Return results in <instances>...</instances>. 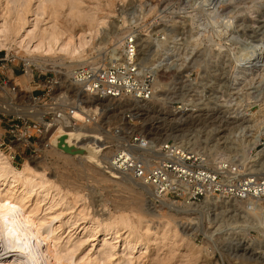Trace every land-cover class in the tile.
<instances>
[{"label": "rangeland", "instance_id": "1", "mask_svg": "<svg viewBox=\"0 0 264 264\" xmlns=\"http://www.w3.org/2000/svg\"><path fill=\"white\" fill-rule=\"evenodd\" d=\"M31 1L34 13L31 10L27 14L28 22L22 30L27 28L31 30L29 34H36L47 22V12L42 14V9L44 3L49 1ZM84 5L92 6L97 16L105 20L97 25L92 39L87 37L90 41L85 45L86 63L119 55L124 36L135 33L142 62L159 75L157 93L151 100L139 104V101L124 99L111 105H104L102 100L90 101L68 83L70 74L67 66L71 65L72 70L80 66L77 65L79 58H71L61 52H27L19 45L10 51L0 48V57L7 58L0 60V86L4 75H10L14 82L10 72L12 68L20 69L17 76L25 73L26 58H31L34 62L30 64L33 76L30 72V79L16 77L19 89L29 84L40 96L39 104L48 106L54 99L53 94L52 99L46 95L47 85L57 81L53 92L60 90L68 93V100L72 101V106L68 101L69 114L74 106L82 108V105L88 104L97 109L91 115L87 114L90 115L89 119L87 117L81 122V139L75 141L72 137L67 138L69 145L78 142V147L86 149L83 154H71L72 159L57 153L56 150L62 149L54 150L50 141L40 145L38 141L45 127L33 118L28 119L32 137L22 149L10 147L9 139L13 136L6 131L3 122L0 124V150L8 156H15L12 160L15 168L24 169L28 157L30 163L37 166L34 168L46 173L42 180L45 181V188L49 185L50 196H53L43 197L41 216L49 212V206L62 199L56 205L57 209L55 206L52 208L53 213L73 218L69 223L66 221L68 219L63 220L60 232V243L76 249L73 252L75 249L71 247L69 251L75 253L69 258L71 263L91 255H100L101 259L103 253L115 252L116 257L112 258L114 262L120 256L133 257V262L125 264H152L158 258L162 260L167 257L163 264H264V208H253L249 201L211 197L197 205L172 209L162 198L157 200L148 190L125 179L122 173L112 175L111 169L105 167L109 160L105 145L116 144L112 134L117 129L127 133L136 131L159 143L176 138L210 155L224 154L239 158L251 155L250 150L255 148L259 137L264 136V0H84ZM50 9L47 8V11ZM68 9V5L60 7L61 14L64 13L60 15L61 20H66L64 15ZM38 11H42L41 14ZM5 20L0 15V29ZM75 28L78 30L80 27ZM22 30L20 36L27 31ZM28 37L30 45L37 43L36 38ZM56 69H61L64 74L57 73ZM18 94L20 99L16 102L24 104L26 91ZM6 97V92L3 93L0 87V101ZM98 112L102 115L99 124L90 123L91 117ZM128 113L137 122L135 128L128 123ZM46 116L50 121L52 114ZM0 117L4 118L3 115ZM87 125L95 126L94 132ZM261 148L258 147L259 150ZM86 164L96 167H87ZM251 168L264 171V167ZM105 176L109 178L107 181ZM35 179L40 180L38 174ZM40 186L37 185L39 190L35 187V191L44 189ZM136 200L138 204L135 205ZM83 207L86 208L84 213ZM84 214L87 219H82ZM96 214L100 218L124 214L133 221L137 220L136 227L142 217L144 224L148 222L155 233L150 236L148 250L143 244L139 251L131 252L124 245L123 237H117L118 234L114 232L106 236L104 223L96 220ZM144 224H139V230L136 228L139 231L137 235L145 233ZM165 224L166 230L176 229L178 236L162 240L160 235L165 230L161 228ZM95 228L98 232L94 231ZM103 240L115 247L104 249L106 241ZM143 240L146 243L147 238ZM79 243L80 246H77ZM188 245L193 246L192 251L185 255L183 252ZM62 253H66V250H62ZM106 255H103L105 262L101 264H109V255L105 259ZM157 262L161 264L160 260Z\"/></svg>", "mask_w": 264, "mask_h": 264}, {"label": "bare ground", "instance_id": "2", "mask_svg": "<svg viewBox=\"0 0 264 264\" xmlns=\"http://www.w3.org/2000/svg\"><path fill=\"white\" fill-rule=\"evenodd\" d=\"M40 1H42V0H39L38 2H40ZM47 1H49V2H47ZM0 2H1L0 15H2L7 21H9V22H6V20H5L4 21L5 23L1 24V26H2V29H0V48L1 49H6V50L10 51L13 48H15L14 47L15 45H19V46H22L27 52L40 51V52L46 53V54L51 53V52L66 53L71 58L72 57L73 58L74 57L79 58V63L77 65L85 64L87 62V59L84 56L85 45L88 43V41H90V39L87 37L90 36V38L92 39L94 37L96 30H97V25H99L100 23H103L105 21L104 18H100L99 16H97L96 10H94V8L92 6L84 5V0H46L47 3H44V8L42 9V11L44 10V12H42V11L41 12H42V14L47 12V15H48V19H46L47 22H45L44 26L41 27V29L38 33L29 34L31 30L28 31L26 28V30L28 31L27 32L26 30H22V29L25 27V25H27L26 24L28 22L27 14L30 13L31 10L34 13V9H32V7H31L32 1L31 0H0ZM42 3H43V1H42ZM66 5H68V7H69L68 13L64 15L66 20H61L60 15L62 16V14H64V13L62 12V14H61L60 7H63ZM38 6H40V5H38ZM40 7H38V8H40ZM49 7H51V9L48 12L47 8H49ZM36 10H37V7H36ZM38 12H40V11H38ZM38 12H35V13L37 14ZM41 12H40V14H41ZM44 18H46V16ZM77 26L80 27L78 30L75 28ZM21 30L26 31V33H24L20 36ZM28 36H31V38L33 37L32 39L36 38L37 43L35 45H33V44L30 45L29 42L31 43V41L28 39L29 38ZM25 64H26V72L25 73L17 76L16 74H14V71L11 69L10 72L12 74L14 82L12 81L11 82L12 84L9 83L6 86H2V85L0 86L2 88L3 93L6 92V94H7V97L0 101V113L1 112L13 113L16 116H23L25 118H33V119L43 123L45 126V132L43 133V136L41 137V139L38 141L41 146L48 144L50 141L54 150H56L57 148H59L56 145V140L61 135H66L67 138L72 137L73 139H75V141H78V139H81V138H79L80 136L81 137L83 136V135H81L82 130L79 129L80 126L82 125L81 122L85 121V119L87 117L89 119V116L92 114L91 112H93L94 110H97V109L94 108V106L93 107L89 106L88 104L82 105V108H78V106L77 107L74 106L76 108L72 107L70 114L68 113L69 109L67 108V111H65V109H64V112H62V118L57 117L53 121H48L45 118V115L51 109L52 106H50L49 104H48V106H44L45 103L43 105V104H39L38 101L33 100L32 91L34 89L29 84H25L23 88L19 89L18 88L19 83L15 82V79H17L16 77H27L28 79H30L29 78L31 75L30 72L32 73V76H33V69L31 68L32 67L31 65L34 64V62L32 61V59L26 58ZM35 64L44 65L42 63H35ZM67 67H69L68 74H70L72 67H71V65H68ZM56 71L59 74L60 73L64 74V73H62L61 69L60 70L56 69ZM61 76H63V75H61ZM59 78H61V77H59ZM62 82H64V81H62ZM57 83H58L57 81L52 82L51 85L53 86V88H55ZM68 83H69V85L72 86L73 89H75L76 91L78 90L79 94L82 95L83 98H85V99L88 98L90 101H97V100L101 101L102 100V103L104 105H111V104L117 103V101L119 102V99L90 96V95L84 93L78 87L72 85L69 80H68ZM13 85L17 86L15 90H12ZM24 91H26V94H27V96H26L27 99H25L26 102L24 104L19 105L16 102V99L18 98V95H19L18 93L24 92ZM59 91L57 93L55 92L56 94L53 92V98L54 99L60 93H64V92H61V91L59 92ZM66 99L67 100L69 99V95ZM70 100H69L70 106H72V104H71L72 101H70ZM137 101H139V104H141V103L144 104L147 102L145 100L144 101L137 100ZM89 104H91V103L89 102ZM89 113H90V115L88 116L87 114H89ZM74 125H76V126H74ZM87 127L89 128V130L91 127V132H94V130L96 129L95 126H92V125L91 126L87 125ZM73 130H75V131H73ZM86 130H88V129H86ZM91 135L94 137L96 136V134H91ZM88 136H89V134L87 135V138H88ZM159 139H156V140H159ZM23 140L28 141L27 138H23ZM23 140H20V141L14 143L12 145V148L16 150V149H19L20 147H23L24 146ZM161 140L164 141L163 139H161ZM73 144L76 145L77 147L79 145L78 142H75ZM56 152L61 154L66 159H72L71 153L66 152L63 149L61 151L56 150ZM12 160H13L12 156H8L6 153H4L2 150H0V264H20L21 260L23 259V256L18 250L14 251V249H18L21 247L24 248L25 252H27L29 250V248H33V249L37 250L41 254V258L45 261V264H101V262L103 261L102 257L105 254L109 255V258H108L109 262L106 261L109 264H125L127 262H133V257L131 259V258H126V257L121 258V256H120V258H116L117 260L114 262V260H112V258L114 256L116 257L115 252L104 254L103 253L104 251H103L102 252L103 255H101L102 256L101 259L99 258L100 255H99V257L91 255L89 257L87 256L88 258H86V259L83 258L76 263H71V260H69V258H71L75 254L73 252H75L76 249L71 246L75 250L72 249L73 252H69L71 247H69L68 245L67 246L69 248L66 245H64V246H66L65 248H67V249H65V248L62 249V247H64V246L61 244L62 242L60 243V240L62 237L60 232L62 230L61 227H63V220L68 219V220H66L68 222V221L72 220L73 218L70 216L68 218H65V217H63L64 215L61 216L58 212H57L58 214L53 213L52 208L54 206L56 207V205L61 202L60 200H62L58 196L57 197L60 199L59 200L60 202L57 201V202L53 203L52 205L49 204V205H51L48 207L49 212H46L48 215L47 214L44 215V213H43L41 216V213H42L41 209H43V200H44L43 197L45 198L47 196L49 198V197L53 196L52 194L50 196L51 191H50V188H48L49 185L47 186V188H45V181L42 180V178H44L46 173L44 174V172H43L44 170L39 171L38 169L34 168L37 166L36 165L33 166L30 163L28 157H27V160H26L25 165H24L25 168L22 170H18L17 168H15ZM37 161L41 162V160H37ZM37 161L35 160V162H37ZM76 164L83 166L79 162H76ZM86 165H87V167H96L94 164L93 165L86 164ZM105 167H109L111 169L112 175L118 174L117 172L122 173L118 169H115V167H111L108 164H105ZM36 174H38L40 177L39 181H37L35 179ZM123 175L126 176V177L124 176L125 179L128 178L133 183H136L140 187H143L145 190H148L149 193L151 192L152 194H154V190L151 186L148 185V187H150V189H148L147 185L141 183V181H139L138 179H135V178L131 177L130 175H126V174H123ZM108 179H109L108 176H105V180L107 181ZM39 184H41L40 187H43L44 189L42 188L43 190L38 192L37 190L35 191V187L37 188V185H39ZM55 186H53V187H55ZM63 195H64V193H63ZM75 196L77 197V200H78L79 195L77 194ZM154 196H155V194H154ZM76 197H75V199H76ZM161 198L164 201V203L168 204L169 207H171L172 209H176V208L180 209V207L182 209V207H183L182 205H186V206H189V204L191 206L197 205V204L191 203V202L187 203L186 201L171 200V198L166 197V196L161 197ZM54 199H55V197H54ZM72 199H73V197H72ZM52 200H53V198H52ZM72 202H76V201L72 200ZM174 202H177V203H174ZM181 202H183L184 204ZM77 203L78 202H76V204ZM115 204H117V203H115ZM136 204H138V200L135 201V205ZM12 205H16V206H19L20 208H22L24 210L23 214L22 215L13 214L10 216L9 212L11 210ZM60 205L58 208H60ZM74 206H76V205H74ZM44 207H46V206H44ZM56 209H57V207H56ZM84 209H86V208L83 207V209H82L83 213L85 211ZM82 210L78 209V211H81V212H82ZM60 212L62 214V211H60ZM176 212H178V211L176 210ZM79 213L80 212H78L76 214L78 215ZM116 215H111V216L107 215V217H105V218L104 217L100 218L101 216L99 217V215H97L98 217L96 216L97 217L96 220H98L99 223H104L103 225H104L105 235L107 236L111 232H114V233L118 234L117 237H119V238L123 237V240L125 243L124 245L126 246V248L131 249L130 250L131 252L132 251L134 252L136 250L139 251L138 249H140L141 246H144L143 244H145V247L148 250V247L151 243L150 236L152 234H155L153 228L151 229L148 222H146L147 224H144L143 218L141 217L139 219V224H141V225L144 224L146 226V229H145V233H140V234L138 233L139 235H137V232H139L138 231L139 229L137 228L139 226V224L136 227V224L138 223V222H136V224H135L136 219H134V221H133L132 218H130V216H127L124 214H119L118 216H116ZM82 217H84V216L82 215ZM85 218H86V215L82 219H85ZM103 219L105 220V222H102ZM92 221H93V219H92ZM57 222H58V224H56ZM73 224H74V222H73ZM92 225H93V223H92ZM166 225L167 224H165L164 227H162V228L160 227L162 230H165L162 233V235H160L161 236L160 238H162V240L163 239L165 240L166 238L169 239V238L178 236V231L176 229L172 230V228H170V229L167 228V230H166ZM83 228H84V226H83ZM9 231H11V236L7 235V233ZM94 231L98 232V229L95 228ZM144 237L147 238L146 243L143 240ZM157 238H159V237H157ZM68 240H70V239H67V241ZM103 241H106V240H103ZM80 243H81V241H80ZM80 243L77 246H80ZM104 243H105L104 249H107L109 247H115L114 245H111V243L109 241H106ZM67 244H68V242H67ZM192 247H193L192 245H188L183 253L185 255H188V253L192 251ZM77 249H78V247H77ZM62 250H63V252H64V250H66V253H62ZM147 250H145V252H147ZM130 251H128V252L131 253ZM108 252H110V251H108ZM143 254H145V253H143ZM108 255H106L104 258L106 259V257H108ZM127 257H129V256H127ZM138 257H141V256H138ZM153 258H152V260H153ZM135 259H137V258H135ZM166 259H168V257L165 259H162V260H161V258H158L156 260L157 261L160 260L161 264H163V261ZM157 261L154 260V262H151V263L152 264H160ZM103 262H105V261H103Z\"/></svg>", "mask_w": 264, "mask_h": 264}, {"label": "built area", "instance_id": "3", "mask_svg": "<svg viewBox=\"0 0 264 264\" xmlns=\"http://www.w3.org/2000/svg\"><path fill=\"white\" fill-rule=\"evenodd\" d=\"M130 34L124 36L119 55H110L108 60L97 59L75 67L69 75L70 83L94 97L134 101H149L155 97L158 72L142 62L138 37L133 32ZM3 59L7 58L0 57V60ZM11 80L10 75H4L1 85L12 84ZM51 84L47 85L46 95L50 96L49 99L53 98L54 91ZM12 87V90H15L17 86ZM63 92L50 101L49 105L52 107L46 113L52 114L50 121L57 117L62 118L64 109L67 111L68 93ZM32 98L39 103L40 96L36 95L34 90ZM17 99H20L19 95ZM0 115L4 116L0 117V124L3 122L6 131L13 136L9 139L10 147L23 138L28 139L23 140L24 147L27 146L32 137L29 118L6 112H1ZM92 117L90 123L99 124L102 115L98 112ZM127 119L130 127L137 126L130 113L127 114ZM39 131L42 132L40 129ZM112 136L116 144L105 145L109 152L106 164L151 186L154 197L159 201L161 197L166 196L173 200L197 204L205 199L218 197L249 201L253 208H264V171L251 168L264 167V136L259 137L255 150H250L251 155L248 158L224 154L210 155L176 138L159 143L136 131L127 133L117 129ZM258 147L262 148L259 150ZM12 159L14 161V155Z\"/></svg>", "mask_w": 264, "mask_h": 264}, {"label": "clouds", "instance_id": "4", "mask_svg": "<svg viewBox=\"0 0 264 264\" xmlns=\"http://www.w3.org/2000/svg\"><path fill=\"white\" fill-rule=\"evenodd\" d=\"M23 211L24 210L19 206L12 205L9 215L10 216L13 214L22 215ZM7 235L11 236V231H9ZM16 250H18L23 256V259L21 260L20 264H45V261L41 258V254L33 248H29L27 252L24 251L23 247L14 249V251Z\"/></svg>", "mask_w": 264, "mask_h": 264}, {"label": "water", "instance_id": "5", "mask_svg": "<svg viewBox=\"0 0 264 264\" xmlns=\"http://www.w3.org/2000/svg\"><path fill=\"white\" fill-rule=\"evenodd\" d=\"M56 145L60 149H63L66 152H69L71 154H83L86 152V149L84 147H77L76 145H69L67 142V136L61 135L56 140Z\"/></svg>", "mask_w": 264, "mask_h": 264}, {"label": "crops", "instance_id": "6", "mask_svg": "<svg viewBox=\"0 0 264 264\" xmlns=\"http://www.w3.org/2000/svg\"><path fill=\"white\" fill-rule=\"evenodd\" d=\"M7 65H9V64H7ZM12 69L14 71V74H16V75H18V73H20V69H18V68H12Z\"/></svg>", "mask_w": 264, "mask_h": 264}]
</instances>
